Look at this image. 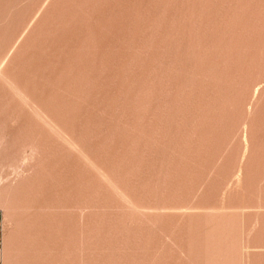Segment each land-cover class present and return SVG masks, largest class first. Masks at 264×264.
<instances>
[{
    "label": "rangeland",
    "instance_id": "1",
    "mask_svg": "<svg viewBox=\"0 0 264 264\" xmlns=\"http://www.w3.org/2000/svg\"><path fill=\"white\" fill-rule=\"evenodd\" d=\"M0 264H264V0H0Z\"/></svg>",
    "mask_w": 264,
    "mask_h": 264
},
{
    "label": "built area",
    "instance_id": "2",
    "mask_svg": "<svg viewBox=\"0 0 264 264\" xmlns=\"http://www.w3.org/2000/svg\"><path fill=\"white\" fill-rule=\"evenodd\" d=\"M1 232H2V222H1V215H0V234H1Z\"/></svg>",
    "mask_w": 264,
    "mask_h": 264
}]
</instances>
